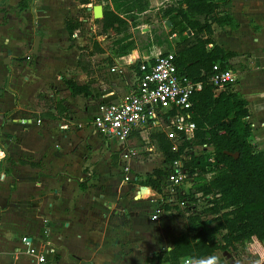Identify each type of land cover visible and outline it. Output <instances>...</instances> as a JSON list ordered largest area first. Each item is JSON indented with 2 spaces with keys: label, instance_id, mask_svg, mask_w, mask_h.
<instances>
[{
  "label": "crops",
  "instance_id": "1",
  "mask_svg": "<svg viewBox=\"0 0 264 264\" xmlns=\"http://www.w3.org/2000/svg\"><path fill=\"white\" fill-rule=\"evenodd\" d=\"M9 2H12L10 6ZM19 2L0 0V264H37L35 257L27 253V245L21 240L24 236L39 251L48 249L46 244L50 243L54 251L47 253L49 264H101L97 257L107 251L116 253L120 264H133L128 260L133 254L139 257L136 264L156 260V255L169 250L173 239L184 230L183 207L167 206V213L163 209L156 211L160 189L166 191L163 186L169 182L163 176L160 189L142 185L145 178L140 179L133 171L139 163L136 158L130 161L133 180L124 182L119 175L120 144L94 129L88 117L90 107L65 105L58 89L63 87L51 86V93L44 95L43 101L48 105L34 102L37 99L33 91L31 100L22 102L13 85L14 79L29 80L26 72H18L24 67H34L27 65L30 57L22 51L26 48L22 44L24 30L29 27L22 24L19 15L25 7L20 8ZM37 2L48 15L52 6L65 11L60 9L63 7L59 1L53 5L48 0ZM78 5L87 12L91 9V3L78 2ZM220 10L229 12L237 27L212 24L213 38L224 50L236 53L227 61L236 76V88L248 101V119L253 131L262 127L252 143L264 151V0H228ZM177 36H172L175 42L166 51H173ZM32 50L33 45L31 55L41 53L39 45L37 54ZM129 53L116 57L103 49V60L111 59L113 66H121L118 77L109 81L93 77L96 65L89 61L95 56L93 52L87 58L82 55L88 73L77 64L80 55L76 60L79 77L84 76L86 82L73 76L59 78L56 66L52 65H49L52 76L43 81L53 84L59 78L65 89L63 77L73 79L77 85H87L90 81V93L86 96L95 97L96 93L98 101L115 96L117 101L133 89L135 81L134 64L129 65L125 60L138 62L151 52L141 51L140 55L133 48ZM61 56L59 62H65L64 55ZM37 62L38 59L33 66ZM68 92L71 96L84 95ZM52 95L62 100L66 116L55 113L54 104L48 99ZM140 140L134 134L127 145L137 148ZM143 165L147 168L149 162ZM151 177L157 180V175ZM185 183L191 186L190 181Z\"/></svg>",
  "mask_w": 264,
  "mask_h": 264
},
{
  "label": "trees",
  "instance_id": "2",
  "mask_svg": "<svg viewBox=\"0 0 264 264\" xmlns=\"http://www.w3.org/2000/svg\"><path fill=\"white\" fill-rule=\"evenodd\" d=\"M75 1L87 5L93 0ZM95 1L100 4L102 0ZM134 1L142 3V0ZM227 1L169 0L158 9L157 17L170 21V33L178 35L173 47L178 74L200 82L202 87L191 98L193 135L183 139L177 151H172L171 142L163 132L150 134L166 164L180 160L191 186L186 191L176 187L178 200L186 201L184 230L173 239L169 250L158 253L156 260L146 264H184L185 259L197 263L217 251L238 249L246 257L251 253L253 259L261 260L259 264L264 261V151L257 150L251 141L253 127L248 119V101L236 88L237 80L224 83L219 90L211 82L219 70L231 69L227 60L236 55L224 50L213 38L212 24L237 27L232 15L220 10ZM25 6L26 0H20L19 7ZM102 7L103 17L94 21L100 23L103 31L123 34L132 17H124L108 5ZM134 8L130 4L126 14H136ZM64 23L69 35L82 27V22L74 16L67 17ZM124 38L115 44L119 45ZM132 49L125 44L110 51L112 56L119 57ZM97 52L102 53L103 49L97 47ZM77 64L82 71L89 72L82 55ZM133 66L136 68L138 63ZM63 83L72 95L90 93V81L87 85H77L73 79L63 77ZM48 99L54 104L56 114L67 115L61 99L53 95ZM115 100L111 96L101 98L98 103ZM208 173L211 176L207 179ZM152 175H157V180ZM165 175L163 169H153L141 184L160 189V178ZM197 193L201 194L200 198L195 196Z\"/></svg>",
  "mask_w": 264,
  "mask_h": 264
},
{
  "label": "rangeland",
  "instance_id": "3",
  "mask_svg": "<svg viewBox=\"0 0 264 264\" xmlns=\"http://www.w3.org/2000/svg\"><path fill=\"white\" fill-rule=\"evenodd\" d=\"M37 1L40 0H26L25 10L21 9L20 12L23 11V13L19 15L22 18V24L29 27L26 31L24 30L23 34L22 44L26 47L22 48L23 55L25 54L26 57H30V61L27 65L34 67L31 69L24 67L18 72V74L26 72L29 80H24L23 77L14 79L13 85L20 93L22 102L30 101L34 95L35 99H37V101L34 102L48 105V103H44L43 101L45 99L44 95L51 93V86L53 85L57 88L63 87L58 89L63 95L65 105L68 106L70 104L72 107L76 108H78L79 105H81V107H90L92 110L88 113V117L91 122V117L97 109L98 100L96 99V93L93 91L95 97H88L86 95L71 96L68 92L69 90L65 89L62 85L61 79L59 80L61 76H73L76 77L77 81L82 83L86 82L84 76L79 77L81 72L76 66V60L81 51L84 58L88 57V53L93 52L95 54L94 58H89L90 63L96 65L94 67L95 74L93 77H103L106 81H109L108 79L117 78L119 71L112 72L110 70L113 66V61L109 62L103 60L105 56L96 52L97 47H101L104 51H110L112 47L116 49L126 44L129 45V48H137L141 55V51L145 50L151 53L158 51L164 52L175 42L166 23L157 17L158 9L162 7L166 0H142V3H137L134 0H102L100 3L101 5H108L114 11L123 14L124 17H132V20L128 22L127 30L120 35L115 34L113 30L103 31L100 23L94 21L91 9L87 12L85 8H79L78 2L75 0H48L49 5H53L59 1L63 7L60 9H65V11L61 10L60 12L52 6L53 8L51 7L49 10L50 15H48V12H45L44 8L42 9V5ZM11 4L12 2H9V6ZM95 4L99 3L93 0L89 7ZM130 4H134V11L136 14H126ZM57 11L59 12L56 15ZM71 16H77L83 21L81 20L82 27L80 30L73 32L72 35H68L63 26L64 20ZM17 34L20 33L18 32ZM37 35L40 36L39 51L41 50V53L31 55V48ZM122 37L126 38H124L119 45L115 44V42ZM176 38H178V36ZM61 55H64L65 62H59L60 58H63ZM37 59L39 61L37 62V66H33ZM41 63L44 68L40 67ZM49 65L56 66L59 72V78L58 80L56 79L57 82L53 84H47L43 81L48 80L50 76H52V70ZM5 103L9 102L5 101ZM261 130L262 127H258L252 132L251 141H254L256 132H260ZM150 134L151 133H147L143 135L144 138L137 141L138 153L133 156V158L139 160V163L136 164L133 171L140 179L146 177L147 171H152L156 168L166 171V175L169 174V172H173L172 170L174 169L173 166L164 162L163 156L159 154L155 142L150 138ZM111 143H113V140ZM255 147L257 150H260L258 144L255 145ZM144 162H149L147 168L144 167ZM119 175L121 177L120 172ZM124 182L130 183V181ZM183 184L181 187L186 191L189 187L187 185L188 183ZM161 251L163 253L166 250L164 249ZM250 254L251 253L246 257L244 253L238 249L237 251H217L210 257H219L220 264H259L261 260L253 259ZM97 258V261L101 264H120L117 254L112 253V251L100 253ZM128 260L136 264L139 261V257L133 254L128 257ZM207 261L208 257L194 264H206ZM182 262L184 264L191 263L185 260ZM262 262H260V264H262Z\"/></svg>",
  "mask_w": 264,
  "mask_h": 264
},
{
  "label": "built area",
  "instance_id": "4",
  "mask_svg": "<svg viewBox=\"0 0 264 264\" xmlns=\"http://www.w3.org/2000/svg\"><path fill=\"white\" fill-rule=\"evenodd\" d=\"M174 59L173 51H158L150 53L148 57L138 62L137 59L125 60L129 65L138 63L133 70L135 77L133 89L117 101L98 103L91 117V124L96 131L120 144L119 162L123 181L133 180L130 161L138 150L127 145L132 135L138 134L143 139V135L150 131L163 132L171 142L172 151H177L181 141L193 135L195 123L191 113V98L195 91L201 89L202 84L178 74ZM120 67L114 65L110 70L116 72ZM235 80L236 76L229 68L219 70L211 77V82L217 89H221L224 83ZM169 165L174 169L165 175L169 185L163 186L167 188L166 191H160L157 212L163 209L167 213L169 211L167 206L184 207L186 204V201L178 200L176 187L187 181V173L182 168L180 160ZM210 176L211 173L206 174L207 179ZM195 196L200 198L201 194L197 193ZM21 240L27 245V253L35 257L37 264H49L47 253L54 251L50 243L46 244L48 249L39 251L35 246H31L25 236Z\"/></svg>",
  "mask_w": 264,
  "mask_h": 264
},
{
  "label": "water",
  "instance_id": "5",
  "mask_svg": "<svg viewBox=\"0 0 264 264\" xmlns=\"http://www.w3.org/2000/svg\"><path fill=\"white\" fill-rule=\"evenodd\" d=\"M91 8V11H92V16H93V19L96 20V19H101L103 17V7L101 4H95V5H92V7H89ZM166 25H170V21H166ZM190 33V32H188ZM39 39H40V36H36L35 37V40H34V43H33V50H32V53L33 54H37L38 52V45H39ZM229 155L231 156H234L236 157L237 154H232V153H228ZM262 264H264V261L262 262Z\"/></svg>",
  "mask_w": 264,
  "mask_h": 264
},
{
  "label": "clouds",
  "instance_id": "6",
  "mask_svg": "<svg viewBox=\"0 0 264 264\" xmlns=\"http://www.w3.org/2000/svg\"><path fill=\"white\" fill-rule=\"evenodd\" d=\"M206 264H220L219 257L213 256V257L208 258V261L206 262Z\"/></svg>",
  "mask_w": 264,
  "mask_h": 264
},
{
  "label": "bare ground",
  "instance_id": "7",
  "mask_svg": "<svg viewBox=\"0 0 264 264\" xmlns=\"http://www.w3.org/2000/svg\"><path fill=\"white\" fill-rule=\"evenodd\" d=\"M135 53H133V55H134ZM132 55V54H131ZM135 56V55H134ZM136 58V57H135ZM143 189H146V188H142V190ZM145 193H147V195H149V192L148 191H146Z\"/></svg>",
  "mask_w": 264,
  "mask_h": 264
}]
</instances>
